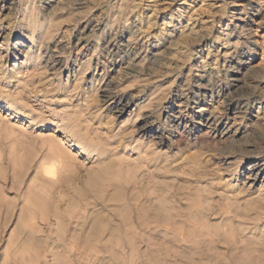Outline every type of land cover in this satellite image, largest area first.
<instances>
[{"label":"rangeland","instance_id":"rangeland-1","mask_svg":"<svg viewBox=\"0 0 264 264\" xmlns=\"http://www.w3.org/2000/svg\"><path fill=\"white\" fill-rule=\"evenodd\" d=\"M47 1L0 0V66L3 65L0 75L4 77L0 80V84L4 92L3 96L15 98L19 103V112L23 115L27 114L31 116L30 118L38 117L47 123V128L36 130L37 141H33L28 135H24L28 134L22 126L24 118L18 115L15 117L16 114L9 115L6 110L0 108V264H115L112 260L114 255L118 257L119 264H149L146 253L150 248L148 243H139L138 254L131 262V248L128 244L126 248L120 243L113 242L106 245L98 243L86 246L80 239H76L79 236L73 237L78 228L77 222L80 221L81 216H86L81 208L77 209L69 204L73 197L79 196V190L75 187H68V190L65 189L58 194L59 207L55 212L56 215L63 212V219L54 218L53 214H50L56 198L51 192L46 194L41 191L39 189L41 181L36 178L43 153L40 140L50 136L48 134L55 127H66L71 119L82 120L83 118L76 112L86 108L79 109L76 106L84 105V100L89 94L90 97H96L94 102L97 105V109H91L90 112L93 113L101 108L99 112L104 116L107 115L110 106L114 108V113L116 109L121 108V105L131 102L132 108L125 116L117 117L115 113L113 120L118 125V129L137 126L135 128L137 131L145 117L150 116V121H155L158 127L162 125L167 127L163 130L170 144L169 141L175 139L177 135L176 132L171 133L168 127L167 115L172 113V110L177 111L182 107L191 115L193 113L198 116L200 113L222 115V109L225 108L222 102L225 96L218 98L215 95L212 99L209 93L207 101L201 97L197 104L199 99H196L192 93L198 92L197 86L209 83L216 94L221 87L229 83L226 77L227 65L236 62L238 56L244 53L246 55L250 52V48L253 49L251 55H253L252 65L255 66V75L245 79V84L234 96L237 99L236 105L243 113L236 115L237 119L231 115L228 120L230 125L239 128L243 133L234 141L220 142V147L216 146V149L206 148L204 153L215 155L216 151H222L228 146L235 151L259 152L260 154L255 158L234 153L233 156L243 159L242 163H237L238 165L233 163L230 168L207 165V168H210L207 170L218 177L214 182L218 187L221 185L225 188V185L230 184L240 189L247 201L262 199L264 196L262 180L250 181L246 179L248 174L243 172L250 162L264 159V118L261 122L256 118L260 115L256 113L258 102L260 98H264V50L261 49V44L264 43V0H96L98 4L95 0H86L88 4L84 2L86 5L82 4L81 7L79 6L83 0H65L61 4L68 2L71 5L69 6L68 3L64 5L67 9L65 8L63 12L59 8L60 3L50 0L49 4L54 3L59 10L55 9V13L48 14L49 18L46 20L51 21L59 15L65 16L59 20L58 26L53 28L54 37L41 45L38 52L41 55L40 65L33 67L28 64L29 58L32 57L27 58L25 51H29L30 46L37 50L39 44L34 43L35 41L30 38L31 25L27 24L26 20L31 15L25 17L24 12L27 6L35 3L37 9L34 11L41 18L43 15L41 7L45 5L48 7L49 4H45ZM258 5L259 12L248 9ZM233 14L242 17L244 21H249L251 17L253 19V22L249 23L254 32L253 38L249 43L237 48V54L235 48L226 43V34L235 26L244 25V22L234 20ZM67 16L69 18H66ZM98 18L104 21V25L97 32L87 36L85 33L93 28L92 20ZM171 26H176V29ZM132 27H134L132 31L136 33L130 58L137 59L140 70L122 79L121 74L117 72L122 65L121 57L113 58L106 50L111 45L112 47L118 43L120 45L122 40L128 39L129 29ZM193 30L195 34H192L193 37L190 38V44L185 48L186 54L183 56L177 52L174 56L168 55L165 50L153 63L148 58L143 59L145 54H149L151 58L154 45L159 42L163 45V40L168 35L172 34L180 38L182 33L187 34ZM203 36L208 37L206 42L202 40ZM233 37H235L233 41H237L239 36L236 34ZM244 40L242 38L241 42ZM21 42L23 46L17 45ZM160 48L165 49L162 46ZM52 51H56L61 66L64 65L60 71L57 70L59 66L53 63L55 59L50 58ZM112 60L113 66L110 64ZM83 64L87 65V70H84ZM110 68L115 69L116 72L113 70L109 72ZM82 71L83 74L79 75ZM4 72L8 76H4ZM77 78L81 80L77 82ZM110 79L111 89L119 94L120 101H111L104 106L101 95ZM62 86L66 88L63 90ZM76 87L79 89L76 90ZM156 95L162 98V102L154 100L149 107H146L150 99H154ZM188 97H191L189 105L181 106V102H187ZM247 103H250L248 109ZM96 121L94 120V125L89 131L98 134H101V131L106 132V127L97 130ZM69 131L70 129L67 130L68 133ZM136 135L134 139L127 140L128 149L120 147L115 154L130 162L147 157L146 152L154 160L166 159L167 149L159 151L150 139L142 138L137 133ZM184 135L188 136L187 133ZM217 137L222 138V133H217ZM184 151L189 154L198 150L188 147ZM180 154V151L174 150L170 155L169 163L174 162ZM94 161L79 159V167L74 172L76 180L87 167L93 165ZM57 168L56 178L66 174L64 168ZM45 178L52 179V176L45 175ZM78 185L77 183L76 187H79ZM31 188L34 190L32 191ZM43 190L45 191V188ZM35 200L37 202L32 204ZM29 209L33 218L21 224V214L27 213ZM257 221L264 223V215L258 220L247 219V224H254ZM22 229L26 232L30 230L28 232L31 234L30 237H35L38 241L32 238V242L28 244L24 242L22 236L18 234ZM100 248L104 250L111 248V252L107 249L105 254L100 252Z\"/></svg>","mask_w":264,"mask_h":264},{"label":"bare ground","instance_id":"bare-ground-1","mask_svg":"<svg viewBox=\"0 0 264 264\" xmlns=\"http://www.w3.org/2000/svg\"><path fill=\"white\" fill-rule=\"evenodd\" d=\"M48 1L45 4L48 5ZM52 1L60 3L61 12L66 8L64 5L68 3L66 1V4H61L65 0ZM84 2L86 0H83V3L78 6L86 5L87 2ZM232 2L234 3V1ZM54 3L49 4L48 7L46 5L41 7V10H43L41 18L34 11L37 9L35 3L27 6L24 12L25 17L31 15L26 20L27 24L31 25L30 31L32 34L30 38L33 42L35 41L34 43L39 44L37 50L30 46L29 51H25L27 58L28 56L32 57L29 58L28 64L30 63L33 67L40 65L41 55L38 52L41 45L44 41L54 37L53 28H56L60 23L59 20L65 16L59 15L51 21L46 20V18H49L47 15L55 13V9L58 7H55ZM68 5L71 4L68 3ZM258 7L259 5L248 9L259 12ZM66 18H69V16ZM233 18L244 22V25L239 24L232 28L230 33L226 34V43L228 46L235 48V54H237L236 49L242 44L249 43V40L253 38L252 34L254 32L249 24L253 22V19L251 17L249 21H244L242 17H237L236 14H233ZM127 21L128 19L125 20V22ZM91 25L93 28L91 30L87 29L89 30L85 33L87 36L100 30L101 26L104 25V21L98 18L92 20ZM171 27L174 30L176 29V26ZM130 29L128 39L122 40L120 45L118 43L114 45L115 47L111 45L107 50L105 49L111 57H121L120 62L122 65L117 72L121 74L122 79L132 76L139 72L137 70H140L138 69L139 62H137V59L130 58L134 49L133 44L136 33L132 31L134 27ZM193 33L194 30L187 34L182 33L180 38H176L172 34L168 35L163 40V45H161V42L154 45L151 58H149V54H145L143 59L148 58L153 63L158 59L157 57L163 55L165 50H167L165 53L168 55L174 56L177 52L183 56L186 54L185 48L190 44L189 41L193 37ZM236 34L239 36L238 40L233 41L235 38L233 35ZM242 38L245 40L241 42ZM202 40L206 42L208 37L203 36ZM218 40L220 41V39ZM254 42L257 41L254 40ZM17 45L23 46V42ZM160 46L165 47V49L161 50ZM261 49L264 50V43L261 44ZM249 51L246 55L245 53L241 56L237 55L236 62L227 65L228 74L226 77L229 83L221 87L216 94L215 89L213 90L209 83L197 86L198 92L192 93L196 99H199L197 104H199L201 97H204L207 101L209 93H211L210 97L212 99L215 95L218 98L225 96L222 102L225 108L222 109L221 116L205 115L203 113H200L199 116L195 113L191 115L186 113L182 107L177 111L172 110V113L167 115L169 130L171 133H177L175 139L169 141L170 144L166 140L167 135L163 130L167 127L164 125L158 127L155 125V121H150V116L145 117L144 121L138 126L137 131H135L137 126L120 127L118 129V125L113 120L115 113H117V117L125 116L132 108L131 102L121 105V108L116 109L114 113V108L110 106L107 115L104 116L99 112L101 108L93 113L90 112L91 109H97V105L94 102L96 97H90L88 94L84 100L85 104L76 106L79 109L86 108L76 112L83 118L82 120L71 119L65 125L66 127H55L48 134L50 136L40 140L43 153L36 178L41 181L39 189L46 192V194L51 192L56 198V203L53 206L56 208L52 207L50 214L52 213L54 218L63 219V212L58 215L55 212L59 207L58 194L65 191V189L68 190V187H75L79 190V196L77 198L73 197L69 204L77 209L81 208L86 216H81L80 221L77 222L78 228L73 237L79 236L76 239H80L86 246L98 243L106 245L113 242L120 243L126 248L128 244L131 248V262H133L134 256L139 251V243H148L150 248L146 253H148L149 264H264V223L257 221L254 224H247V219L256 218L258 220L264 215V196L261 200L247 201L246 196H242L243 193L240 189L230 184L225 185V188L221 185L219 187L215 185L214 182L218 177L207 170L210 169L207 168V165L230 168L231 165H234L233 163L243 162V159H240L239 156L250 155V157L255 158L260 153L253 150L235 151L230 146H224V150L216 151L215 155H212V153L205 155L206 153H204L206 148L211 150L215 147L216 149L220 142L234 141L238 135L243 133L239 128L236 129L235 126L230 125L228 120L231 115L237 119L236 115L243 113L242 109L236 105L237 99L234 96L237 94V90L245 84L244 80L252 77L255 73V66L252 65L253 55H251L253 49L250 48ZM55 52L52 51L50 58L55 59L53 63H55V66H59L57 70L60 71L64 65L61 66V61H59ZM119 53L120 55H118ZM112 62L113 60L110 63L111 66H113ZM83 66L84 70L88 69L87 65L83 64ZM2 68L3 65L0 66V71ZM112 70L116 72L115 69L111 68L109 72H112ZM79 73L81 75L83 71ZM3 78L1 74L0 80ZM80 80L81 78H77V82ZM111 83L112 80L110 79L102 91L101 96L104 106L111 101H120L119 94L111 89ZM61 88L64 90L66 87L62 86ZM78 89L79 87H76V90ZM3 94L0 84V108L6 110L9 115L16 114L15 117L18 115V117L24 118L22 126L25 132L28 131V134L24 135H28L30 140L37 141L36 130L47 128L46 121L38 117L30 118L31 116L27 114L23 115L19 112L18 101L15 98L10 99L9 96L5 97ZM190 98L188 97L187 102L182 101L181 106H188ZM151 99L146 107H149L154 100L162 102L159 95H156L152 101ZM205 100H202V102ZM249 106L250 103H247V109ZM257 108L256 113L260 115L256 118L261 122V119L264 118V98H260ZM132 114L133 112L130 116ZM94 120H97L98 123L97 130L106 127V132L102 133L101 131V134H98L89 131L91 126L94 125ZM69 129L68 133L67 130ZM117 129L118 131H116ZM136 133L142 138L150 139V142L157 146L159 151L167 149L166 159L158 160V158L154 160L146 152L147 157L130 162L126 158L116 155L115 151L120 147L128 149L127 140L134 139ZM184 133H187L188 136L185 137ZM217 133H222L223 137L218 139ZM188 147L198 151L187 154L184 149ZM174 150L180 151L181 154L174 162L169 163L170 155ZM234 153L239 156H233ZM80 158H85V161H95L76 180L74 172L79 167L78 161ZM57 167L64 168L66 174L56 178ZM62 169L60 168V170ZM243 174H248L246 179L250 181L259 182L262 180L264 184V159L250 162L244 168ZM45 175L52 176V179L45 178ZM36 178L35 180H37ZM77 183L79 187H76ZM243 186L245 188L246 184L244 183ZM36 202V200L32 201V204ZM47 204L49 207V203ZM32 218V211L29 209L27 213L21 214L20 223L24 224ZM18 232L27 244L35 238L30 237L31 234L28 233L30 230L26 232L22 229ZM106 250L100 248V252L105 254ZM108 251L111 252V248ZM113 257L112 260L115 264H119L118 257L116 255Z\"/></svg>","mask_w":264,"mask_h":264}]
</instances>
